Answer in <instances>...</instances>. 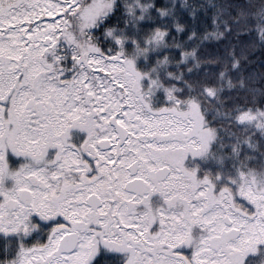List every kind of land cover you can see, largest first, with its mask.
<instances>
[{
  "label": "snow or ice",
  "instance_id": "snow-or-ice-1",
  "mask_svg": "<svg viewBox=\"0 0 264 264\" xmlns=\"http://www.w3.org/2000/svg\"><path fill=\"white\" fill-rule=\"evenodd\" d=\"M0 264H264V0H0Z\"/></svg>",
  "mask_w": 264,
  "mask_h": 264
}]
</instances>
